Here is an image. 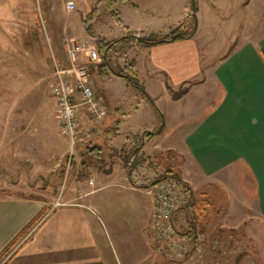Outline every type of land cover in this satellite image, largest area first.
Returning a JSON list of instances; mask_svg holds the SVG:
<instances>
[{"label": "crops", "instance_id": "obj_1", "mask_svg": "<svg viewBox=\"0 0 264 264\" xmlns=\"http://www.w3.org/2000/svg\"><path fill=\"white\" fill-rule=\"evenodd\" d=\"M67 1L73 2L75 19L63 24V32L74 26L73 38L79 41L90 36L105 41L118 39L113 38L112 27L101 26V15L110 16L101 0H65L64 10ZM208 1L216 11H222L221 18L214 16L213 21L226 29V35L223 45L216 46L212 57L209 54L211 59L203 74L196 42L201 30L200 4L196 3V11L191 12L188 3L182 14L176 11L170 17L164 15L168 12L164 9L171 13L174 8L178 10L177 0H121L116 4L120 23L115 26L125 28L127 36L118 42L132 49L133 72L145 67L159 75L161 88L174 108L158 109L162 122L142 131L161 129L144 139H119V122L114 115L108 117L106 110L104 119L95 123L97 135L74 149L79 163L74 162L70 168L58 195L52 199L31 194L0 196V254L16 241L0 258V264H242L241 251L213 250L204 242L216 238L211 233L214 226L207 232L212 220L210 210L199 217L196 214V229L193 225L186 229H192L188 234L196 238L195 243L205 244L199 255L190 250L181 260L168 259L156 251L150 228L154 198L151 187L145 185L170 168L190 188L194 207L201 204L217 213L225 207L224 202L233 199L231 193L240 191L234 179L237 167L248 177L246 192L251 195L245 202L240 195L239 201L251 203L264 218V29H259L260 24L264 27V0H230L231 4L228 0ZM92 10L91 26L77 29L76 17L87 16ZM190 13L197 23L191 37L150 46L135 41L149 32L165 35ZM67 38L73 39L66 37L65 42ZM58 40L55 36L45 41L54 46ZM135 52L144 55L140 61ZM40 67L47 83L51 73ZM206 83L208 87L197 93L199 96L194 93L191 97ZM35 84L28 73L21 80L14 75L0 50V168L11 173L9 170L15 169L20 177L37 180L25 186L27 191L39 192L51 186L53 177H61L70 144L59 131L51 95V105L42 99L34 104V97L40 96ZM179 88L185 91L172 97ZM98 93L103 104L102 93ZM19 96L25 98L20 100ZM102 125H117V134L100 139ZM170 151L184 152L185 172L176 170L178 165L172 164L171 157L166 161L155 159ZM125 157L132 162L129 173L123 163ZM17 188L10 183L0 189ZM184 209L173 215L174 227L181 233L186 231L182 230ZM200 224L204 226L200 228Z\"/></svg>", "mask_w": 264, "mask_h": 264}, {"label": "rangeland", "instance_id": "obj_2", "mask_svg": "<svg viewBox=\"0 0 264 264\" xmlns=\"http://www.w3.org/2000/svg\"><path fill=\"white\" fill-rule=\"evenodd\" d=\"M177 1L179 2L178 10H175L173 7L174 10L171 13V10L165 8L164 10H167L168 12H164V15L167 14L170 17L171 15H175L176 11L178 14H182L185 6H187L188 3L190 5L191 2V0ZM228 1L230 4L233 3L230 0ZM64 2L65 0H0V50L3 51L4 62L8 66L13 67V74L17 75L20 80L25 78L26 73L34 78L35 83H37L35 85L39 86L40 88V96L34 97V104L36 105H38L40 99L50 105L51 103H54V100L50 97L48 86L52 80L54 61H56L60 66H68V60L65 57V51L70 40L67 38V41L65 42L64 38H73L75 36L76 28L72 26L69 27L66 32H63L62 26L63 24L71 22L75 19V10H64L62 7ZM194 2L195 4L198 3L201 6V30L199 36L196 38V42L200 55V68L203 74L205 67L208 66L209 59L212 57V53L216 50V46L223 45L226 29H223L222 25H219L220 27H218L217 22L213 21L214 16L221 18V10V12L217 10L219 12L218 13L216 9L211 6L208 0H194ZM92 15L93 14L89 15V18H87V27L91 26ZM101 17L103 18L100 20L102 27H112L111 34L113 38L125 36L126 33H124V31L126 29L120 24L115 26L117 22L120 23V19H115L111 13L110 16L107 13H104L101 15ZM80 18L83 19V21ZM85 18L86 16L76 17L75 23L77 25V29L82 30L81 27L86 25L84 22ZM166 18V16H163V21L165 23ZM182 22H184V20L171 28L170 31L176 27H180ZM184 26V29L189 31L190 26ZM243 26L245 27V24ZM259 29L261 32L262 29H264L262 24H260ZM149 34H152V32L143 34V36H147ZM55 36H57L59 40L57 41L56 45L49 46L45 40L48 41V39H51ZM75 38H73L72 41H79ZM227 43L230 45L232 40L229 42L227 41ZM124 44L125 43L123 41L118 43L116 42L112 48L106 52V57L109 60V63L117 70L122 69L128 62L131 61V55L133 53L132 49L128 45ZM95 48L97 50L96 45ZM136 53L137 52H135L134 55L140 61L144 55H142V53L136 55ZM209 54L211 57H209ZM100 61L101 53L97 51L96 61H88L85 59L84 63L90 74L91 86L93 87L94 91H96V93L99 91L102 93L101 95L103 99V105L105 109L108 110L107 116L111 117L114 115L119 122L120 133L118 134V138L144 139L146 137V134H144L146 131L143 132V128H153L162 122V118L158 117V115L160 116L158 109H172L174 108L172 105H175L171 104L168 96L165 94V90L161 88L160 76L155 73H150L149 70H145V67H143L142 71L135 68L133 75L129 73L131 82L124 77L118 76H110L108 79L104 78L100 80L94 70H89L90 65L94 66ZM40 66H43L48 72L51 73V75L48 77L49 81H47V83H45V71H43ZM206 87H208V83L193 91L191 97H194L192 95H197V93L199 94L200 92H203ZM178 90H180V88ZM21 98L24 99L25 96H19L20 100H22ZM203 99L204 102H206L205 98ZM215 100L216 99H214V101ZM115 107L117 108L116 111ZM110 120L112 119L110 118ZM103 127H105V125L100 126L99 130H103ZM140 131L142 132L140 133ZM99 137L100 139H106L101 132ZM59 139H64V137L59 136ZM135 144L138 145L139 141H135ZM76 152L77 151L75 150L70 152L69 145L66 155L67 158L63 165L61 177H58V179L53 177V183L51 182V186H47V190L44 191H27L25 186L26 184L38 181L32 180V182L25 176L20 177L18 171L15 169L9 170L12 171L11 173L0 168V188L5 187L10 183H14L18 186V190L16 191L0 189V196H26L31 194L43 195L48 199L54 198L59 194V188L62 189L63 186L64 189V185L69 178L71 171L70 168L73 166L74 162L79 163V157H77ZM177 153L179 157L177 156ZM177 153L170 152L168 156H166V154H162L163 156L165 155V157L162 159L166 161L167 159L170 160V157L173 158L172 164L177 163L178 165L176 170H179V172H185L187 169V162L185 155L183 154L184 152ZM127 161V164L131 165V161ZM154 161L153 163H156ZM236 170L237 171L235 172L234 179L236 181L235 183L237 188L240 189L241 192L239 191L236 193H231L233 199L230 197L228 201L224 202L225 207L221 208L220 212L217 211V213H215V210L211 207H208V209L207 207H203L206 211L205 212L202 210L203 208L201 207V204H198L196 207H194L195 204L192 203L191 206L184 209L183 217L185 224L183 225L182 230H186L192 225L195 226L196 229L198 225L194 224L196 214L198 213L197 215L199 217L202 214H206L210 210L212 211V220H210L211 224L207 232H210L211 227L214 226L211 233L215 235L216 238L212 239L211 241L208 240L209 242L204 241L206 245L211 249L218 251L220 249H233L241 251L242 253L240 256L242 257L240 258L242 259V264H264V218L258 215L255 208L251 206V203H244L246 198L248 200L249 197H251V195L246 192V190L249 191L248 188L250 181L244 174V171L239 170L237 167ZM240 195L244 196V202L239 201ZM203 226L204 225L200 224V228ZM211 233H208V236L211 235ZM199 245L201 248L205 247V244L201 243ZM238 258L237 260L239 261L240 259Z\"/></svg>", "mask_w": 264, "mask_h": 264}, {"label": "built area", "instance_id": "obj_3", "mask_svg": "<svg viewBox=\"0 0 264 264\" xmlns=\"http://www.w3.org/2000/svg\"><path fill=\"white\" fill-rule=\"evenodd\" d=\"M72 8L73 2L67 1L66 9ZM95 40L93 36L83 42L70 40L66 47L68 66H60L54 61L52 80L48 85L49 94L56 103L59 131L68 139L70 152L90 141L95 134V123L106 116L100 95L91 86L90 74L82 62L85 57L88 61H96ZM150 187L154 198L150 228L156 251L172 261L183 259L190 250L199 255L202 248L195 243L196 238L177 231L173 224L175 211L191 198L190 188L172 178L158 180Z\"/></svg>", "mask_w": 264, "mask_h": 264}, {"label": "trees", "instance_id": "obj_4", "mask_svg": "<svg viewBox=\"0 0 264 264\" xmlns=\"http://www.w3.org/2000/svg\"><path fill=\"white\" fill-rule=\"evenodd\" d=\"M105 6L108 8V10L110 11V13L115 17V19L118 20V17H117V11L115 9V6L118 2H120L121 0H101ZM190 10L191 12H195L196 11V4L194 2V0H191L190 2ZM93 12V10L86 16V18L84 19V22L86 24V28H87V18H89V15H91ZM182 25L180 27H176L174 29H172L169 33L165 34V35H158V34H149L147 36H142V37H137L135 39V41L142 45V46H150V45H155V44H159V43H164V42H170V41H173V40H177V39H181V38H187V37H191L194 32L196 31V28H197V23H196V18H195V15L194 13H190L188 15H186V17L184 18V22L181 23ZM184 25H187V26H190V29L189 31L187 29H184L185 26ZM127 36L125 37H120L118 39H114V40H103L101 38H96V42H95V45L97 47V51H99L101 53V61L98 62L96 65H90V71H93L96 72V74L98 75V77L101 79H104L106 77H109V76H118V77H124L126 78L128 81L131 82V79L129 77V73L131 75L134 74L133 72V60H131L130 62H128L125 67H123L122 69H115L114 67H112V65L109 63V60L107 59L106 57V52L108 50H110L112 48V46L120 41V40H124L126 39ZM95 68V69H94ZM133 83V82H132ZM185 91V88H181L180 90H178V92L174 93L172 95V97H177L179 94L183 93ZM161 129V127L159 129H157L156 131H152V132H149V133H144L146 134V136H149V135H154L156 133L159 132V130ZM103 135L106 137V138H111L112 136L116 135L117 132H118V127L117 125H114V126H105L103 128ZM171 152V151H170ZM170 152H166V153H162V154H166L168 156V154H170ZM162 154H159L158 156L155 157V159H162L165 157V155L163 156ZM127 159L125 158L123 160V163H124V166L126 167L128 173H129V170L131 168V165H128L127 164ZM165 178H172V179H175V180H178V181H181L180 180V177L178 174H176L172 168L170 169H166L161 175H159L154 181L146 184L145 186L146 187H149L151 185H153L156 181L158 180H161V179H165ZM191 198L189 200L188 203H186L184 206L182 207H189L191 206ZM199 207V206H198ZM181 208V207H180ZM193 228V226H192ZM192 229L190 230H186L185 232H182V233H188V232H191ZM16 241L13 240L9 245L8 247H6L4 249V251L0 254V258L2 256L5 255V253H7V251L14 245Z\"/></svg>", "mask_w": 264, "mask_h": 264}]
</instances>
